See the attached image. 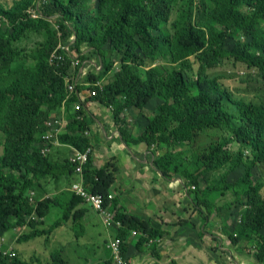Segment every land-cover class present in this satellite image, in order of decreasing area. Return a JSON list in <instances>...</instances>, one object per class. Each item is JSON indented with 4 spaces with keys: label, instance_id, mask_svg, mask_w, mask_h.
<instances>
[{
    "label": "trees",
    "instance_id": "16d2710c",
    "mask_svg": "<svg viewBox=\"0 0 264 264\" xmlns=\"http://www.w3.org/2000/svg\"><path fill=\"white\" fill-rule=\"evenodd\" d=\"M174 5L178 13L169 27ZM32 8L37 18L28 13ZM32 30L43 31L45 37L32 49L29 61L18 63L22 51L17 42ZM71 35L81 58L74 71L70 53L64 52L63 64L49 61L58 41L70 42ZM113 54L118 55V69H114ZM92 57L101 69L93 65L86 80L105 78L103 88L92 99L112 106L122 140L128 145L146 143L149 154L133 152L137 158L143 161L148 157L151 168L164 178H183L195 186L189 189L194 194L191 202L202 214L200 229L196 230L192 220L178 221L191 226L190 240L203 237L216 210L238 203L242 208L229 226L233 228L229 236L233 242L243 238L256 242L257 256L264 261V180L254 175V167L264 163V99L256 102L234 95L220 76L209 71L223 59H232L256 69L264 84V0H13L11 6L0 2V236L28 224L31 230L20 235L19 243L44 234L48 241L50 230L70 216L77 222L83 215L82 208L72 213L83 199L70 193L67 204L61 205L62 216L50 228L37 229L41 223L38 217H45L51 204L60 203L49 196L34 200L29 191L50 176L75 172L76 163L70 159L54 162L51 152L42 153L41 138L47 119L62 107L66 77L77 76ZM158 59L164 62L147 65L148 60ZM140 66H145L144 74L138 71ZM77 88L86 87L78 84ZM75 99L68 102L71 121L59 140L84 150L91 144L84 133L90 125L85 109L73 111ZM152 101L153 113L142 117L143 130L133 134L122 115L124 110L142 109ZM78 114L82 117L77 118ZM207 128L227 129L240 148L232 153L227 147L232 139L222 137L175 173L177 147L193 141ZM242 147L250 148L248 156ZM117 162L111 157L97 167L90 156L83 176L88 190L106 197L114 194L106 204L122 222L118 235L123 238V248L128 229L141 232L139 243L158 237L163 230L128 213L115 196ZM240 166L243 173L230 181V173ZM206 175L210 179L219 175V179L203 186L201 176ZM228 190L233 191L235 200L216 203ZM15 255L0 250V264H33ZM62 255V248L52 251L50 264H68Z\"/></svg>",
    "mask_w": 264,
    "mask_h": 264
},
{
    "label": "crops",
    "instance_id": "0c3cea01",
    "mask_svg": "<svg viewBox=\"0 0 264 264\" xmlns=\"http://www.w3.org/2000/svg\"><path fill=\"white\" fill-rule=\"evenodd\" d=\"M130 109L133 108L125 109L122 115L128 121L127 128L137 135L143 130V125L129 115ZM85 110L90 125L94 165L99 167L111 157H116L119 167L114 182L115 196L128 213L147 219L151 226L163 230L157 237L160 241L139 243L140 233L133 235L132 229H128L123 254L129 264H264L257 256L256 242L244 238L239 242L231 240L229 233L233 228L229 226L238 219L239 212L234 206L216 210L206 224L203 237L191 241V226L178 222L180 219L192 220L197 231L203 222L200 210L191 202V199L194 200V194L189 189L191 186L179 177L164 178L151 168L148 157L143 161L137 158L138 155L133 152L149 154L147 151L150 149L143 142L128 145L122 140L120 123L108 106L93 103ZM73 148L71 144L56 145L51 151L53 161L62 163L69 159L74 154ZM78 179L80 176L75 172L70 176H50L35 189L42 198L55 197L60 203L51 204L50 212L40 217V230L50 228L62 216L61 205L69 201L70 193H73L71 185ZM79 208L84 210L81 218L73 222L70 216L64 224L50 230L48 240L60 242L59 237L64 232L73 239L68 246L61 243L68 264H107L112 261L109 239L118 235V230L107 229L101 215L88 203L80 202L72 213ZM78 229L81 232L74 239Z\"/></svg>",
    "mask_w": 264,
    "mask_h": 264
},
{
    "label": "rangeland",
    "instance_id": "374dc122",
    "mask_svg": "<svg viewBox=\"0 0 264 264\" xmlns=\"http://www.w3.org/2000/svg\"><path fill=\"white\" fill-rule=\"evenodd\" d=\"M1 3H4L8 6H11L13 3V0H0ZM178 7L177 5L173 6V11L171 13L170 19H169V27L174 19L177 17ZM33 18V17H32ZM45 37V33L38 30H32L28 31L27 35L23 37L21 41H18L17 44L21 48L22 54L18 58L19 62H26L29 61V54L31 53L32 49H34L40 41H42ZM86 47V43L84 44ZM112 58L116 61L114 65V69H118L119 63L118 55L113 54ZM92 62H96L97 59L95 57H92L90 59ZM190 61H192L194 68H197V62L195 60L194 56L190 57ZM163 63L164 60H156V61H147V65H152L153 63ZM93 69V65H90L88 67V71ZM75 68L72 67V71H74ZM138 71L140 74H144L145 72V66L138 67ZM211 74L220 76V80L223 83L225 87L232 90L234 95L236 96H244L246 99L251 101H262L264 99V84L260 80V77L258 76L256 69L249 68L245 64L241 62L234 63L231 59H223L221 64L217 67H214L209 70ZM89 74V72H87ZM87 74V75H88ZM87 75L85 77H87ZM68 76H71L70 74ZM112 76V73L108 74V77L110 78ZM84 77V78H85ZM107 79V77H106ZM155 108V101H152L149 103L145 108L142 109H130L129 115L133 116V118H137L138 121H143L142 117L150 115L153 113ZM71 109L68 107L64 112V117L67 119V122H70V114ZM59 115L62 114V107L59 111H56L52 113L51 115ZM222 137H227L232 139L230 143L227 145L228 149L235 153L239 148L240 144L235 140V138L232 137V134L227 129L223 128H207L200 132V134L191 142L177 147L176 151L178 154V157L176 158L175 164L173 169L178 173V171H182L190 162V160L193 158L195 154L201 153L203 151L208 150L209 145L211 142L215 140H219ZM67 144V143H65ZM56 145L52 146V150ZM245 154L248 156L250 154V148L249 147H242ZM51 150V151H52ZM67 159V158H66ZM244 171V167L240 166L236 170L230 173L229 180L234 181L236 180ZM77 174V173H75ZM78 175V174H77ZM254 175L255 179H262L264 180V163H259L254 167ZM183 179V178H182ZM219 179V175H214L210 179L208 175H206V178L201 176L202 185L204 186L209 181H216ZM29 195L34 199L37 200L43 199L34 189H30ZM235 200V195L232 190H228L220 199L215 200L216 203H229ZM231 207L234 206L237 211H240L242 207L239 206V204H232ZM35 214V213H34ZM219 214V211H217V215ZM36 217H38L35 214ZM29 219V218H28ZM40 219V217H38ZM28 223V222H27ZM35 228L38 229V226L36 225ZM31 230V227L26 225H18L15 228L8 231L5 235L0 236V250L5 252L12 251L15 253V256H19L21 259L30 261L33 264H50L51 256L50 254L54 250H59V248H63L61 246V243H64L66 246L69 245L70 242H73V239L67 235L65 232L59 237V241H55L54 239L45 240L46 234L36 237L33 239H30L29 241H23V243L20 242V235L23 233H26ZM81 232V230H76L73 238L76 239L77 235ZM137 235V234H136ZM106 243V242H105ZM71 244V243H70ZM63 258L64 254L62 255ZM113 261V259H112Z\"/></svg>",
    "mask_w": 264,
    "mask_h": 264
},
{
    "label": "built area",
    "instance_id": "2783aa9c",
    "mask_svg": "<svg viewBox=\"0 0 264 264\" xmlns=\"http://www.w3.org/2000/svg\"><path fill=\"white\" fill-rule=\"evenodd\" d=\"M39 4V3H38ZM28 13L31 17L37 18L39 15L35 13V9H29ZM61 34V32H59ZM60 39V38H59ZM75 41V36H70V42H65L60 39L56 45V47L50 52L49 61L52 64H63L64 62V52L71 54V65L74 68L81 63V58L77 50L73 47V42ZM86 47L84 46L83 49ZM91 61V60H89ZM90 65H95L97 70L101 69V65L96 62H90L87 66H82L80 72H78L77 76L71 74V76H67L65 79L66 84V96L64 98L62 104V114L59 115H50V117L46 121L47 129L42 134V153L46 154L51 152L52 146L60 145L62 142L59 140V135L65 131L67 127V119L64 117V112L67 108L68 102L72 97H76L75 101L72 102V108L74 112L80 111L82 108L86 109L88 106L93 103L99 104L100 101L93 100L92 97L98 94V92L103 88L105 78L96 79L94 81L86 80V75L89 72L87 69ZM85 77V80L83 79ZM83 84L86 88L82 90H78L77 85ZM91 88H89V87ZM108 109H112V106H108ZM127 109V108H126ZM82 115L78 114L77 118H81ZM85 135L91 136V132L89 129L84 131ZM74 154L70 156V161L76 163L75 173L80 176V179L75 181L71 185V190L73 193L82 197L83 202L88 203L96 212H98L103 220L104 225L107 229H115L118 230L119 227L122 226V222L115 217L114 212L110 209V207L106 204L107 199L113 198L114 194L109 193L106 197L101 192H93L86 188L84 183L83 176V167L89 161L90 156L93 154V146L92 143L87 146L84 150H80L76 147L73 148ZM194 185H191V188H194ZM132 234H141L134 229H132ZM160 241L157 237L151 238L149 241ZM152 241V242H153ZM123 238L119 235H114L110 237L108 246L111 249L112 259L115 264H129V261L123 254L122 248ZM5 255L14 256L15 253L12 251L5 252Z\"/></svg>",
    "mask_w": 264,
    "mask_h": 264
}]
</instances>
